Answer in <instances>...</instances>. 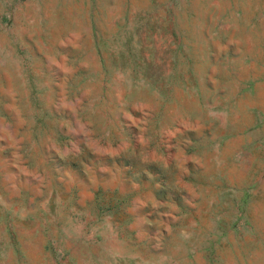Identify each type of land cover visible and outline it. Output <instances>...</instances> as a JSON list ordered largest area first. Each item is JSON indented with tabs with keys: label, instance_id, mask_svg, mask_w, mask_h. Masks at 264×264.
<instances>
[{
	"label": "rangeland",
	"instance_id": "rangeland-1",
	"mask_svg": "<svg viewBox=\"0 0 264 264\" xmlns=\"http://www.w3.org/2000/svg\"><path fill=\"white\" fill-rule=\"evenodd\" d=\"M0 264H264V0H0Z\"/></svg>",
	"mask_w": 264,
	"mask_h": 264
}]
</instances>
